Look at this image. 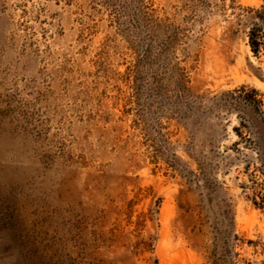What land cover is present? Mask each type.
<instances>
[{
	"label": "rangeland",
	"instance_id": "rangeland-1",
	"mask_svg": "<svg viewBox=\"0 0 264 264\" xmlns=\"http://www.w3.org/2000/svg\"><path fill=\"white\" fill-rule=\"evenodd\" d=\"M262 5L0 0V264H264Z\"/></svg>",
	"mask_w": 264,
	"mask_h": 264
},
{
	"label": "trees",
	"instance_id": "trees-1",
	"mask_svg": "<svg viewBox=\"0 0 264 264\" xmlns=\"http://www.w3.org/2000/svg\"><path fill=\"white\" fill-rule=\"evenodd\" d=\"M249 12H253V21L248 32V44L253 55L261 58L264 57V5L258 9H249ZM225 95L233 97L235 104H239L236 105L237 107L243 106V108L259 113L264 123V100L256 89H248L246 86H242L239 89L227 92ZM236 132L243 142L252 143L255 146H261L263 143V137L256 140L251 137H244L238 127H236ZM261 156H264V154ZM253 194L254 205L264 210V194L260 191Z\"/></svg>",
	"mask_w": 264,
	"mask_h": 264
}]
</instances>
